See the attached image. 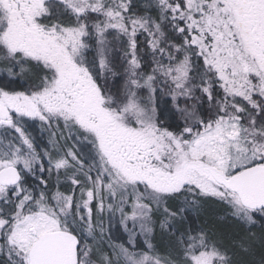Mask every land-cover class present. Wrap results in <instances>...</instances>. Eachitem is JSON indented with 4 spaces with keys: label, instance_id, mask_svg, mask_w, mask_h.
Returning a JSON list of instances; mask_svg holds the SVG:
<instances>
[{
    "label": "snow or ice",
    "instance_id": "6c2138e0",
    "mask_svg": "<svg viewBox=\"0 0 264 264\" xmlns=\"http://www.w3.org/2000/svg\"><path fill=\"white\" fill-rule=\"evenodd\" d=\"M208 202L227 243L193 220ZM257 246L264 264V0H0V264Z\"/></svg>",
    "mask_w": 264,
    "mask_h": 264
},
{
    "label": "trees",
    "instance_id": "16d2710c",
    "mask_svg": "<svg viewBox=\"0 0 264 264\" xmlns=\"http://www.w3.org/2000/svg\"><path fill=\"white\" fill-rule=\"evenodd\" d=\"M195 220L197 225L199 226L205 228L212 227L214 230H217L219 234L225 236V242L228 241V239L230 238H234L239 231L238 228L233 231H230L229 226H231V224L229 221L224 219L223 209L219 205L214 204L212 202H208L204 205L200 213L196 216ZM254 231L259 232V229H254ZM166 241L167 237H165V243ZM259 260L260 249L259 246H257L255 254L248 256L245 261L247 262V264H253V262H255V264H259Z\"/></svg>",
    "mask_w": 264,
    "mask_h": 264
},
{
    "label": "rangeland",
    "instance_id": "374dc122",
    "mask_svg": "<svg viewBox=\"0 0 264 264\" xmlns=\"http://www.w3.org/2000/svg\"><path fill=\"white\" fill-rule=\"evenodd\" d=\"M195 218L196 217H193V220H194L195 224L197 225ZM192 222L193 221H189V223H192ZM229 222L231 224V226H229L230 227V231L235 230L237 227L234 225L233 222H231V221H229ZM118 235H121V241L120 242H123L124 238H126V233H123V234L118 233ZM233 236H234V234H233ZM227 242L228 241H226V243ZM154 243H157L158 245H163L165 243V236H162L160 234V232L157 231L156 236H155ZM237 258L245 261L248 258V256H238Z\"/></svg>",
    "mask_w": 264,
    "mask_h": 264
}]
</instances>
